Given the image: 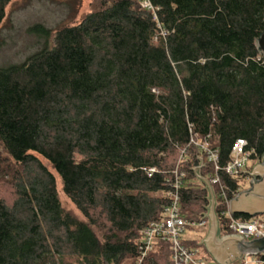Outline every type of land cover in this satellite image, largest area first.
<instances>
[{
    "label": "trees",
    "instance_id": "trees-1",
    "mask_svg": "<svg viewBox=\"0 0 264 264\" xmlns=\"http://www.w3.org/2000/svg\"><path fill=\"white\" fill-rule=\"evenodd\" d=\"M14 0H0V26ZM95 0L24 62L0 67V264H174L158 242L140 262L139 238L169 204L176 172L181 213L208 220L213 184L222 233L228 200L248 189L226 172L234 144L264 156V0ZM217 151V165L196 142ZM83 218L66 211L57 180ZM203 160V163H202ZM1 174V173H0ZM1 177V175H0ZM235 218L247 220L244 214ZM187 238L189 247H203ZM264 264V253L257 255Z\"/></svg>",
    "mask_w": 264,
    "mask_h": 264
},
{
    "label": "rangeland",
    "instance_id": "rangeland-1",
    "mask_svg": "<svg viewBox=\"0 0 264 264\" xmlns=\"http://www.w3.org/2000/svg\"><path fill=\"white\" fill-rule=\"evenodd\" d=\"M95 0H14L6 8V16L0 26V67L24 62L29 56L39 51L48 41L47 37L31 30L36 25L42 24L53 29L50 42H53L56 31L64 26L76 25L92 10ZM2 156L6 153L0 150ZM56 176L59 198L63 208L79 218H83L74 203L63 191L61 178L51 165L40 158ZM256 162H249L250 167ZM7 164L0 170V197L13 201L15 190L12 178H7ZM250 186V182L246 184ZM205 228L189 231L187 238L200 239L205 233ZM202 240V239H201ZM204 256L213 261L211 256L202 247Z\"/></svg>",
    "mask_w": 264,
    "mask_h": 264
},
{
    "label": "built area",
    "instance_id": "built-area-1",
    "mask_svg": "<svg viewBox=\"0 0 264 264\" xmlns=\"http://www.w3.org/2000/svg\"><path fill=\"white\" fill-rule=\"evenodd\" d=\"M137 1H139L143 8L156 12L157 9L152 0ZM196 143L201 145L202 149L207 153L209 161L216 163V170H218L217 151L210 150L207 143H202L200 139H198ZM247 145V141L243 139H238L234 144L230 161L225 169L229 175L236 176L250 169L249 162L254 154V150L248 149ZM184 177L185 175L183 173L179 174L176 172L173 190L168 192L169 204L164 211L163 217L160 220L149 223L141 232V236L138 240L140 249L142 250L140 262H142L143 258L153 250L158 242L167 241L172 245V259L174 264H217L214 261H209L204 256L202 247H189L184 244L185 239H187L186 234L189 231H195L197 228H205L208 225V220H203L201 222L188 221L181 213L179 190L183 186ZM210 182L212 185H221L220 178L216 176L212 177ZM223 189L221 185V195L226 198ZM230 201L231 200L227 201L228 209L222 213L223 217L227 220L226 225L228 233L226 234L241 235L246 241L263 238L264 214L251 217L247 220L235 218L230 212ZM222 234L225 235L224 233ZM257 255L258 254H245L240 260L232 264H258Z\"/></svg>",
    "mask_w": 264,
    "mask_h": 264
},
{
    "label": "water",
    "instance_id": "water-1",
    "mask_svg": "<svg viewBox=\"0 0 264 264\" xmlns=\"http://www.w3.org/2000/svg\"><path fill=\"white\" fill-rule=\"evenodd\" d=\"M258 49L264 56V33L256 42ZM203 163V160H202ZM201 167L195 168L197 176L209 191L210 205L207 218L209 231L201 244L212 256L217 264H232L240 260L245 254L264 253V237L246 241L243 236L236 234L223 235L220 219L216 210L217 197L212 183L199 173ZM251 179L250 187L240 192L229 204L232 215L244 214L255 217L264 214V156L250 170L245 172Z\"/></svg>",
    "mask_w": 264,
    "mask_h": 264
},
{
    "label": "crops",
    "instance_id": "crops-1",
    "mask_svg": "<svg viewBox=\"0 0 264 264\" xmlns=\"http://www.w3.org/2000/svg\"><path fill=\"white\" fill-rule=\"evenodd\" d=\"M257 162H258V161H256V163H257ZM256 163H255V164H256ZM255 164H254V165H255ZM254 165H251V166L253 167ZM252 167H250V169H252ZM250 169H249V170H250ZM250 179H252V178H250ZM250 181H251V180H250ZM205 229H206L205 233L203 232V234H201V236L203 235V236L201 237L202 240L207 236V233H208V231H209V221H208V225L205 227ZM202 240H201V242H202ZM203 247L205 248L204 245H203ZM205 250H206V248H205ZM206 252L209 254V252H208L207 250H206ZM209 255H210V254H209ZM210 256H211V255H210ZM211 258H212V256H211ZM212 259H213V258H212ZM213 261H214V259H213ZM214 262H215V261H214Z\"/></svg>",
    "mask_w": 264,
    "mask_h": 264
}]
</instances>
